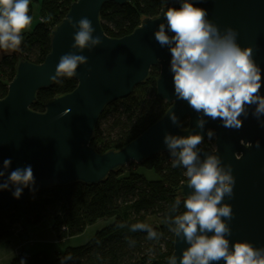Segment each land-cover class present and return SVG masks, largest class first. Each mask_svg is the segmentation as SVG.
Returning <instances> with one entry per match:
<instances>
[{
  "label": "water",
  "instance_id": "95a60500",
  "mask_svg": "<svg viewBox=\"0 0 264 264\" xmlns=\"http://www.w3.org/2000/svg\"><path fill=\"white\" fill-rule=\"evenodd\" d=\"M107 2L118 6L126 4V0L72 2L65 17L50 33V52L43 62H17L14 78L7 85V94L0 99V170H3V160L12 161L0 182L16 168L31 165L35 183L32 191L24 188L18 199L12 196V186L0 191V213L22 203L35 191L75 182L99 184L115 169L130 163L138 165L153 155L167 153L163 143L166 132L179 136L200 133L205 141L206 132L211 129L215 139L211 147L199 146L201 159L205 153L218 155L222 164L231 166L235 178L233 196L224 197V203L231 205L233 212V218L226 221L231 229L227 239L230 243L248 241L255 247H264V128L251 114L254 106L248 108L247 118L240 117L243 126L238 130L224 128L219 119L207 117L204 130L197 128V113L186 101L177 100L174 95L169 71L170 52L154 38V31L164 22L163 11L168 7L179 8V3L161 7L154 18L142 19L129 35L109 38L99 21L100 10ZM195 6L207 10L208 19L221 32L226 27L235 29L241 47L253 48V58L261 68L260 94L264 96V0H199ZM83 17L91 20L95 29L93 36H100L102 40L91 51L71 47L75 30L69 26L67 18L76 23ZM69 52L87 57V64L78 66L72 77L77 82L75 89L46 102L43 112L32 111L30 106L35 102L36 93L53 84L49 77L55 74L59 58ZM11 53L17 54L0 50V57ZM154 66L159 67L156 95L170 107L157 122L123 148L97 153L89 142L103 108L127 98ZM171 113L180 123L186 120V128L172 124ZM256 141H259L258 148ZM187 183L180 185L183 198L191 192ZM187 247L186 242L174 234L171 256H177V264L182 249ZM218 264L224 262L221 260Z\"/></svg>",
  "mask_w": 264,
  "mask_h": 264
},
{
  "label": "clouds",
  "instance_id": "9594fccd",
  "mask_svg": "<svg viewBox=\"0 0 264 264\" xmlns=\"http://www.w3.org/2000/svg\"><path fill=\"white\" fill-rule=\"evenodd\" d=\"M198 2L178 0L179 8L168 7L163 11L164 22L154 31L155 41L170 52L169 71L176 99L186 101L197 113L196 126L202 131L207 122L205 117L219 119L224 128L240 129L243 126L240 117L247 118L251 106H254L252 116L264 128L261 68L253 58V48L237 43L235 29L226 27L221 32L208 19L207 10L195 6ZM29 4L30 0H0V50L20 51L24 39L21 33L32 22ZM41 22H45L44 17ZM67 23L75 30L73 49L91 51L102 43L100 36H93L95 29L87 17L76 23L67 18ZM84 64H87L86 56L66 53L59 58L55 74L49 81L62 84V78L74 77L78 66ZM169 119L176 127L180 126L174 113L169 114ZM206 135L209 140L215 139L214 130L208 129ZM203 142L200 133L179 136L166 132L163 137L172 167L182 166L186 170L184 176L191 189L183 199L185 211L165 218L169 230L188 245L182 249L179 264H218L221 260L224 264H264V247H255L248 241L230 243L227 239L231 229L226 221L233 218V212L231 205L224 203V197L233 196L235 178L231 166L222 164L218 155L205 153L201 159L199 146ZM11 163V159L3 160L0 178L5 176ZM34 183L33 169L28 165L16 168L0 182V191L12 186V196L18 199L24 188L32 191ZM181 202L177 199L170 211L175 213ZM131 231H146L148 240H158L161 235L146 223L132 224ZM129 244L134 246L135 241L130 240ZM71 259L69 253L60 258V264ZM20 264H26L23 258ZM168 264H177V256H170Z\"/></svg>",
  "mask_w": 264,
  "mask_h": 264
},
{
  "label": "trees",
  "instance_id": "16d2710c",
  "mask_svg": "<svg viewBox=\"0 0 264 264\" xmlns=\"http://www.w3.org/2000/svg\"><path fill=\"white\" fill-rule=\"evenodd\" d=\"M74 1H41L38 17H44L45 22L38 19L29 32L21 33L24 39L17 54L11 53L0 59V99L7 94V85L14 78L19 60L33 64L43 62L50 52L51 31L65 17ZM36 3L37 0H30L28 14L31 17ZM176 3L178 0H126L125 5L118 6L107 2L99 13L100 25L109 38H122L137 28L142 19L154 18L161 7ZM158 73V66L151 67L147 78L136 85L127 98L111 102L103 108L89 142L97 153L123 148L164 115L170 104L156 95ZM62 79V84L53 82L49 88L40 89L30 109L41 113L46 102L75 89L77 82L73 78ZM108 119V131L104 135L101 124ZM186 126L187 122L183 120L180 127ZM212 144L213 140L208 138L202 143L208 147ZM130 167L135 169L129 170ZM139 167L152 171L158 179L150 181L138 174L136 169ZM185 171L182 166L173 168L169 153L163 152L141 164L130 163L124 168L115 169L99 184L75 182L31 193L22 203L0 213V240L10 239L15 233L14 227L21 222L36 226L48 219L57 240L79 235L87 226L101 219L112 222L96 232L84 245L68 247L53 257L46 252L28 256L18 254L9 264H20L22 258L26 264H60V258L69 253L72 259L66 264H168L174 233L169 230L165 218L185 211L184 198L180 194V185L188 182ZM177 199L182 202L173 213L170 208ZM148 218H154L157 223L148 224ZM135 223L148 224L161 234L160 238L148 240L146 231L132 232L131 225ZM118 224L125 227H117ZM130 240L135 241L134 246H130Z\"/></svg>",
  "mask_w": 264,
  "mask_h": 264
},
{
  "label": "rangeland",
  "instance_id": "374dc122",
  "mask_svg": "<svg viewBox=\"0 0 264 264\" xmlns=\"http://www.w3.org/2000/svg\"><path fill=\"white\" fill-rule=\"evenodd\" d=\"M42 0H37V3L32 9V22L27 27L25 31L29 32L33 26L37 23L39 4ZM9 55V54H8ZM4 57V56H3ZM2 57H0L1 59ZM110 119L103 121L101 124V132L107 134ZM105 130V131H104ZM114 134V133H113ZM134 167H130L129 170H134ZM136 172L143 175L146 179L150 181H155L158 179L157 175L152 171H148L142 167L136 169ZM112 221L107 219H101L94 223L93 225L87 226L85 230L76 236L68 237L62 240H57L54 233L51 230L50 220L44 219L38 225L32 226L28 225L26 222H21L14 227V236L10 239L11 246L15 249V246L21 244L22 250L28 253L46 252L48 255L53 257L55 253H62L68 247H76L86 244L93 235L99 230L103 229L109 225ZM148 224L155 225L157 220L154 218H148ZM23 226L28 229L25 234L23 231Z\"/></svg>",
  "mask_w": 264,
  "mask_h": 264
},
{
  "label": "crops",
  "instance_id": "0c3cea01",
  "mask_svg": "<svg viewBox=\"0 0 264 264\" xmlns=\"http://www.w3.org/2000/svg\"><path fill=\"white\" fill-rule=\"evenodd\" d=\"M26 29L27 27L23 30V32H27L25 31ZM23 229H24L23 232L26 234L28 229L26 230V227L24 226ZM13 236L11 238H13ZM10 239L0 240V264H9L11 259L18 254H23L25 256L33 254V253L24 252V250H22L21 248V244H18L17 246H15V249H13L10 243Z\"/></svg>",
  "mask_w": 264,
  "mask_h": 264
},
{
  "label": "flooded vegetation",
  "instance_id": "af4514ba",
  "mask_svg": "<svg viewBox=\"0 0 264 264\" xmlns=\"http://www.w3.org/2000/svg\"><path fill=\"white\" fill-rule=\"evenodd\" d=\"M207 138H208V137H207ZM206 140H207V139H206ZM212 145H213V144H212ZM212 145H211V146H212ZM211 146H209V147H211Z\"/></svg>",
  "mask_w": 264,
  "mask_h": 264
},
{
  "label": "built area",
  "instance_id": "2783aa9c",
  "mask_svg": "<svg viewBox=\"0 0 264 264\" xmlns=\"http://www.w3.org/2000/svg\"><path fill=\"white\" fill-rule=\"evenodd\" d=\"M39 21L41 22V19H39Z\"/></svg>",
  "mask_w": 264,
  "mask_h": 264
}]
</instances>
